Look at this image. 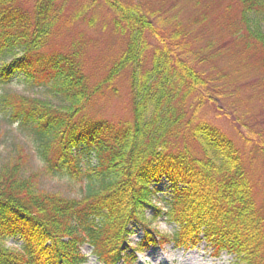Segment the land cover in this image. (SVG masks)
I'll return each instance as SVG.
<instances>
[{
  "label": "trees",
  "instance_id": "16d2710c",
  "mask_svg": "<svg viewBox=\"0 0 264 264\" xmlns=\"http://www.w3.org/2000/svg\"><path fill=\"white\" fill-rule=\"evenodd\" d=\"M58 1L0 0V83L21 74L50 86L56 98L5 91L0 110L29 127L45 172L83 185L78 198L40 191L17 147L0 167V264H86L84 245L102 264H134L158 242L180 249L205 242L240 264H264V198L256 200L246 155L250 148L264 161V139L236 130L238 145L203 116L206 107L221 110L214 100L230 116L225 107L234 94L219 84L223 76L200 69L203 49H194L178 26L150 17L140 2L102 0L125 46L92 85L82 46L48 51L62 14ZM232 1L238 6L233 35L257 49L264 71V0ZM127 72L130 118L110 122L91 114ZM162 181L169 185L165 199L157 197ZM157 220L176 229L161 235L151 228ZM131 224L143 239L128 248ZM8 240L21 244L9 248Z\"/></svg>",
  "mask_w": 264,
  "mask_h": 264
},
{
  "label": "rangeland",
  "instance_id": "374dc122",
  "mask_svg": "<svg viewBox=\"0 0 264 264\" xmlns=\"http://www.w3.org/2000/svg\"><path fill=\"white\" fill-rule=\"evenodd\" d=\"M120 1L127 4L140 2L150 17L159 15L167 28L178 26L190 37L194 49H203L199 54L203 60L200 69L213 70L223 76L220 85L232 87L233 100L228 106L224 104L229 109L230 116L229 113H221L222 104L214 100L221 110H215L213 106L212 111L210 107L204 108L202 114L207 121L238 145L241 143L237 131L264 139V71L257 49L248 40L236 39L233 35V26L238 22V6L232 0H179L177 5L170 4V0ZM58 6L62 14L49 41L48 51L82 46L84 71L94 85L104 77L107 67L123 51L124 40L114 33L110 24L111 14L102 0H59ZM261 28L264 32L263 24ZM149 59L148 54L146 66L149 65ZM115 90L106 91L102 98L99 97L91 108V114L110 122L130 118L128 72L117 80ZM5 91L29 97H46L53 102L56 100L55 92L50 86L33 85L21 74L12 75L9 85L0 83V94ZM232 120L237 121V125ZM17 147L24 148L25 174L36 175L40 191L65 198L80 196L83 184L50 176L45 172L35 155L29 127L11 123L8 115L0 110V167L10 160ZM248 152V169L258 187L256 200L261 202L264 198V161L253 149H247L246 155ZM168 186V183L162 181L157 186V197L165 199ZM143 212L147 219L152 217L150 208H144ZM151 228L161 235L171 234L176 229L173 225H167L164 220H157ZM128 230L130 234L126 245L131 248L143 239V231L132 224ZM158 243L150 246L144 253L137 254L134 264H240L226 252L214 254L205 242L192 249H180L167 242ZM20 244L16 240L6 242L9 248H17ZM81 253L88 258L86 264H102L93 256L88 245L82 246Z\"/></svg>",
  "mask_w": 264,
  "mask_h": 264
}]
</instances>
